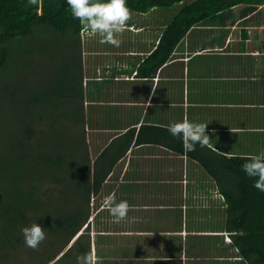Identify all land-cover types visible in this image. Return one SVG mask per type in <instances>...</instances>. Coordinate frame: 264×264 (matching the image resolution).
I'll return each mask as SVG.
<instances>
[{
    "label": "trees",
    "instance_id": "trees-1",
    "mask_svg": "<svg viewBox=\"0 0 264 264\" xmlns=\"http://www.w3.org/2000/svg\"><path fill=\"white\" fill-rule=\"evenodd\" d=\"M127 6L137 13L179 6L164 24L154 49L138 65V77L153 78L160 69L174 66L176 48L193 28L230 11L264 6V0H127ZM82 29L66 0L34 4L0 0V264H21L20 254L35 250L24 248L20 232L35 221L55 239L50 244L60 243L54 245L59 247L51 258L74 237L78 239L71 248L90 252L89 242H82L78 233L89 225L91 200L107 187L129 151L143 146L164 148L197 163L224 198L225 228L232 233L233 244L251 264H264V192L253 187L241 167L254 153H227L210 144L185 152L180 140L167 131L172 120L96 127L85 106ZM63 42L67 56L62 65L54 71L50 60L40 80L37 66L33 88L28 78L29 85L21 84L22 57L43 65L48 55L63 48ZM73 50L79 55L75 68ZM176 72L174 67L171 73ZM168 102H175L174 98ZM90 126L110 132L103 135L104 143L96 147L95 155Z\"/></svg>",
    "mask_w": 264,
    "mask_h": 264
},
{
    "label": "crops",
    "instance_id": "crops-1",
    "mask_svg": "<svg viewBox=\"0 0 264 264\" xmlns=\"http://www.w3.org/2000/svg\"><path fill=\"white\" fill-rule=\"evenodd\" d=\"M251 27L257 28L258 31L253 34L250 31ZM228 28L223 30L225 34L220 31L212 36L189 34L193 28L185 35L174 55L177 51L185 52L184 44L189 36H191L192 41L200 42V44L192 45L188 62H185V59L181 57L175 58L173 55L175 61L179 60L187 64L186 68L184 65L185 71L181 76H177V72L175 75H173L174 73L169 74L167 69L163 68L159 70L156 77H138L137 68L143 58H140V62L137 63L136 59L128 61L126 57L113 54L117 55L111 63L113 68L111 66L103 68V73H110V77L107 79L114 81L112 89L116 88L118 91L117 101H107L113 107L120 105L112 111L119 118L122 114L128 115L126 121H133L132 123L158 120L156 117L153 118L152 114H148V111H145V107L150 105L152 100L161 109L158 118H162V122L159 123H165L169 119L167 105L171 103L168 102V92L159 98L157 94L149 92L150 89L146 92L144 87H138L137 84L141 86L144 81L151 80L169 81L168 83H170V80H173L175 83L177 82L175 86L179 91L177 97L174 98L177 105L176 116H178L175 117L176 122L184 119L180 115H184L185 111L182 110V105L186 102L193 106L189 113L193 118L196 113L199 122L208 123L206 133L210 136L209 144L216 150L244 154H248V152L257 154L264 150V23L257 19L253 25L242 27L240 34H236V36L239 35L238 41L241 42L239 48H234L237 44V38L232 39L233 33ZM135 35V32H130L125 37H131L132 39L129 40H135ZM121 41L124 42L125 40L122 39ZM157 43L158 40L155 45ZM154 47L133 55L129 54L130 52L127 50L126 54L132 55L133 58L142 55V53L148 55ZM196 54L215 56L214 64L219 66L216 71L225 69L228 60L231 63V70L219 73L214 71L213 74L205 77V74L202 73L206 68L199 64L196 68L190 66L191 58ZM236 57L239 58V61H235ZM99 77L104 78L105 76ZM195 81H209L211 87L208 86L207 91V88L200 84L199 88L192 87L191 89ZM123 87H127L126 92L128 94L122 91ZM188 88L189 92L186 94ZM205 93H207L206 96ZM180 110H182L181 113ZM139 111L142 113L140 116ZM136 113L138 116L134 118ZM243 149L246 151H242ZM133 150L129 153L127 161H121L116 172L109 177V179L113 178L121 172L122 176L118 186H122L124 183L123 186H125L124 190L126 191L122 197H125L129 192V185L141 182V178L143 181L146 180V176L139 175L138 178L133 176L138 170L135 160L137 156L132 154ZM125 175L127 176L125 177ZM181 178H177L175 181H182ZM202 179L199 177L197 180L193 179L191 181L194 182L191 184H201ZM131 192H134V189H131ZM216 192L214 191L210 195L213 208L204 210L205 212L195 210L193 203H189L190 208L184 210L182 208V210L176 211L175 215L172 214L171 210L170 213L169 210L167 211L166 204H160L159 208H153L154 206L145 203L143 204L144 210L139 212H136V204H129L128 230L126 232L124 230V232L117 231L118 235L122 233L125 236L122 240L120 237L115 241L111 240L108 244L109 251L102 253L98 251V256H96L97 252H94L99 264H251L250 261L241 256L233 242L225 240V234L230 233L225 228L226 205L223 200L217 198ZM162 196L165 198V195ZM178 197L184 199L186 196L180 194ZM217 213L222 224L215 221ZM170 220L171 224L169 225ZM231 234L230 237L232 238ZM97 245L98 249H101L99 243Z\"/></svg>",
    "mask_w": 264,
    "mask_h": 264
},
{
    "label": "rangeland",
    "instance_id": "rangeland-1",
    "mask_svg": "<svg viewBox=\"0 0 264 264\" xmlns=\"http://www.w3.org/2000/svg\"><path fill=\"white\" fill-rule=\"evenodd\" d=\"M179 6H174L172 8L168 9H152L151 11L147 13H137L134 11H130V19L126 22L124 31L119 35L120 40L124 39L125 41L122 42L119 45V49H116L115 46L107 43H100V37L98 35H90L85 29H82V55H83V62H84V69H85V81L86 82V101L85 106L88 110L87 112V118L92 116L93 122L98 126H126L128 123L131 122L126 121L128 120V115L122 114L121 118L117 117V114H115L112 110L119 107L120 105H114L116 107H113V105H109L107 103L108 100L117 101L118 98V91L117 89H112L114 87L113 82L111 79H107V77H110V73L106 72L103 73V68H106L108 66H111V63H113V58H115L118 54L121 55V57H126L128 61L132 59H136V62H140L142 58L146 56V54L142 55H135L136 57H131L133 54H139L142 51L152 49L157 42L158 38L161 35V31L163 29L164 24L175 14ZM259 19L260 22L264 23V6L260 7H254L250 6L248 9H242L241 11H230L227 13H224L221 16L208 19L207 21H204L201 25V27L196 26L189 34H196V35H206L212 36L213 34H216L220 31H222L225 28H228L229 31L233 33L232 39L237 38V44H235L234 48H239L240 41L239 35L236 36V34H240V30L242 27L253 25V22L255 20ZM255 24V23H254ZM221 29V30H220ZM250 31L254 34L256 31H258L257 28L251 27ZM130 32H135V40H129L132 39L131 37H125ZM210 32V33H209ZM124 36V38H123ZM127 38V39H126ZM207 39V38H205ZM231 39V38H230ZM200 42L192 41L191 36H189V39L185 40L184 48L185 52L177 51V53L174 55L175 58L181 57L185 59V62H188L189 54H191L189 51L192 49V45H198ZM128 44V45H127ZM151 45V47H150ZM63 48L59 51H53L51 56L48 55L46 57V60H44L43 65L42 64H36L35 60L33 58H27L22 57V63L19 66V75L21 77V84H25L27 82L26 78L30 79L31 85L30 88H33L32 83L34 82L35 78L33 75V69L37 66H40V70L37 73V78L43 77V74L45 76V68L48 66V62L52 63V69L56 71L58 67L62 65V61L65 60L67 54H66V44L65 42L62 43ZM124 48V49H123ZM58 49V48H55ZM129 50V54L127 55L126 51ZM131 50V51H130ZM137 51V52H136ZM124 54V56H123ZM73 61H74V68L76 65H79V55L78 50H73ZM51 57V59H50ZM141 58V59H140ZM190 66L192 68H196L197 65L203 66V68H206V70L202 73L205 74V77L210 76L214 73V71L217 70L219 67L218 65H215V56H211L210 54H196L191 58ZM239 61V58L236 57L235 61ZM178 61L174 60V66H172L171 69H167V72L170 74L173 71V68L176 67L177 69V76H181L184 69V65L186 68L187 64L177 63ZM61 64V65H60ZM60 65V66H59ZM113 68V65L111 66ZM231 67V63L227 60L225 69L218 70L216 72H223V71H229ZM111 68V73H112ZM164 72V71H163ZM166 72V70H165ZM164 72V73H165ZM56 74H53V77L55 79ZM104 75L105 77H99ZM87 77V78H86ZM53 79V80H54ZM160 80V78H159ZM130 83V81H127ZM164 82V83H163ZM169 82V81H168ZM165 81H159L158 80H151V81H144L143 84L141 83V86L137 84L138 87H144V90L147 92H151L154 94H157V96L160 98L162 95H166L168 92L169 98L173 99L177 97L179 94V91L177 90L175 84V81H170V83ZM180 83V82H179ZM167 84V85H166ZM200 84H203V87H206L208 91V86L211 87V83L209 81H195L193 83L192 87L199 88ZM189 85H191L189 83ZM151 86V88H150ZM104 87H109L108 89H104ZM111 87V88H110ZM22 88V85H21ZM127 87H123V92H126ZM190 88V87H189ZM189 88L186 91V94L189 92ZM9 89H11L9 87ZM104 89L101 93V90ZM116 90V91H115ZM10 91V90H9ZM8 91V92H9ZM106 91H110L111 94H106ZM115 93H114V92ZM7 92V93H8ZM121 92V93H123ZM23 93L24 89L22 88V92L20 94V99H23ZM209 93V92H208ZM94 94V95H93ZM207 93H205L206 96ZM154 100V99H153ZM107 103V104H106ZM63 106H65L63 104ZM122 106V105H121ZM125 106V105H124ZM131 106V105H130ZM137 106V105H136ZM176 102L170 103V105H167L169 107L168 109V120H172V122H176ZM123 107V106H122ZM120 107V108H122ZM161 107V106H160ZM165 108L164 106H162ZM193 106L188 105L186 102L184 105H182V110L184 109V115H180V117H183L184 119L187 117L189 120H195V122H199L198 117H196V113L194 111V118L192 117L190 113L191 108ZM180 110V113L181 111ZM145 111H148V114H152V117H156L158 121L162 122V118L159 119L158 117L159 112L161 109L153 103L151 100L150 105L145 107ZM186 112L188 113L186 115ZM141 111H139V116L141 115ZM147 114V116H148ZM138 116V113L134 115V118ZM131 119V117L129 116ZM165 118V116H164ZM175 118V119H174ZM164 120V119H163ZM147 121V120H145ZM133 122V121H132ZM168 123V121L166 122ZM89 124V123H88ZM89 126V125H88ZM104 127L99 128H91L87 127V131L89 133V139H90V148L92 151V154L95 155L96 147L102 145L104 143L103 135L108 134L110 132L103 131ZM242 151H246V149H243ZM131 151H129L130 153ZM128 153V155H129ZM250 153V152H248ZM137 157L135 158L136 164H137V171L133 175L134 177L140 176H146L145 181H143V178L141 182L135 183L128 186L129 192L125 197H122L123 194L126 192L124 190V183L122 186H118V183L121 179L122 174L119 172L118 175H116L113 178L109 179V183H107V187L104 188L102 193L100 195H96L92 198V208L91 211V217L89 218V225L83 228L78 234H81L82 242H89L90 250L91 252H97L96 256H98L99 253L107 252L109 251V243L112 240L120 239L122 240L124 238V234L120 233L118 235L117 231L120 232H126L128 230V217L120 222H115L114 218L109 213L110 208V200L115 199L117 202L120 200H127L129 201V204H136V212H139L141 210H144L143 204H149L151 206H154L153 208H159V205H167V211L170 210L173 215L176 214V211L183 210L186 208H190L191 206L189 203H193L195 210L203 211L205 212L209 208H213L212 199H210V195L217 191L216 185H214V181L210 180L209 178H206L207 175L204 172V170L193 161H190L186 158H181L177 155H174L173 153L169 152L168 150L156 146H143V147H135L133 150V153ZM127 155V157H128ZM127 157L123 160V162L127 161ZM134 160V158H132ZM124 164V163H123ZM141 166V168H139ZM155 173V175H154ZM161 175V176H160ZM127 175H125L126 177ZM205 176V177H204ZM160 177V178H158ZM182 177V178H181ZM195 177V178H194ZM198 177L202 179L200 182L201 184L193 185L194 181L191 180H197ZM165 180H164V179ZM182 179V181H175L176 179ZM163 179V181H161ZM197 186V188H195ZM127 187V186H126ZM131 189H134V192H131ZM160 194V195H159ZM180 194H185L184 199H180L178 197ZM217 198L224 201V198L220 196L219 192H216ZM159 195V196H156ZM165 195V198L164 196ZM174 196H177V198H174ZM191 196V198H189ZM161 198V200H160ZM223 198V199H222ZM222 201V202H223ZM224 203V202H223ZM181 207V208H180ZM101 210V212L98 213V211ZM154 210V209H153ZM205 210V211H204ZM219 212V210H218ZM200 214V212H199ZM204 214V213H202ZM208 221V220H207ZM216 223L222 222L220 221V217L218 216V213L216 215L215 219ZM171 220L169 221V225ZM209 222V221H208ZM124 230V231H123ZM77 237H74L71 242L62 248V250L56 255L55 257H52L53 252L55 251V248L57 249L60 245L59 242H56L55 244L59 243L58 246H55L53 244H50L49 242L55 241V239L52 241V237L47 234V238L40 244V246L35 249L32 253H27V251H23L22 254H20L21 264H42L45 260V264H76V257L78 255H81V249H79L78 246L71 248L70 246L75 243V240H77ZM87 241V242H86ZM101 246V249H98V244ZM24 248H27L26 246ZM49 257V258H48ZM96 264H99L98 258H96Z\"/></svg>",
    "mask_w": 264,
    "mask_h": 264
},
{
    "label": "clouds",
    "instance_id": "clouds-1",
    "mask_svg": "<svg viewBox=\"0 0 264 264\" xmlns=\"http://www.w3.org/2000/svg\"><path fill=\"white\" fill-rule=\"evenodd\" d=\"M28 3L34 4L36 0H28ZM66 4L73 19L78 20L90 35H98L99 42L102 44L107 43L119 47L121 44L119 35L124 31L131 15L127 0H66ZM207 124L185 118L170 123L167 131L171 136L180 140L185 152H192L197 145L200 147L209 145L210 136L206 133ZM241 167L244 174L252 179L253 187L264 192V150L246 157ZM109 203L111 205L109 213L115 222L118 223L128 217L130 205L127 200L117 202L112 199ZM20 232L24 245L31 249H37L47 238L46 228L37 221L23 226ZM76 264H96L95 253L87 252L78 255Z\"/></svg>",
    "mask_w": 264,
    "mask_h": 264
},
{
    "label": "built area",
    "instance_id": "built-area-1",
    "mask_svg": "<svg viewBox=\"0 0 264 264\" xmlns=\"http://www.w3.org/2000/svg\"><path fill=\"white\" fill-rule=\"evenodd\" d=\"M225 239H226L227 241H229V242H231V241H232V239H231V237H230L229 233H228V234H226V236H225Z\"/></svg>",
    "mask_w": 264,
    "mask_h": 264
}]
</instances>
